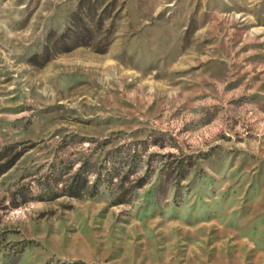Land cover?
Masks as SVG:
<instances>
[{
    "label": "rangeland",
    "instance_id": "obj_1",
    "mask_svg": "<svg viewBox=\"0 0 264 264\" xmlns=\"http://www.w3.org/2000/svg\"><path fill=\"white\" fill-rule=\"evenodd\" d=\"M0 264H264V0H0Z\"/></svg>",
    "mask_w": 264,
    "mask_h": 264
},
{
    "label": "trees",
    "instance_id": "obj_2",
    "mask_svg": "<svg viewBox=\"0 0 264 264\" xmlns=\"http://www.w3.org/2000/svg\"><path fill=\"white\" fill-rule=\"evenodd\" d=\"M133 153H135V152H133ZM91 167L92 166H89V164L86 163V162L82 163V165L78 168L76 173L71 177L73 179V181H74L73 184L77 183V181H80V180L85 181L87 179V177H88L87 175L89 173H91V171H92ZM117 171H118L117 168L113 167L112 171L108 170L106 172V174L103 175L101 170H98V172L96 173V181H98V183H99L101 178L105 177V180H103V181H109V183H110L113 180V177H114V175H115V173ZM61 176H62V174H58L57 175V174L51 173L48 176H41V177L37 178L35 183H36V185H38L41 188V190L46 189V191L44 192V194H45L47 191H50L49 190L50 186H56V185H58L59 183L62 182ZM47 188H48V190H47ZM96 188H97V186L94 183L91 186L92 191H90V195H93V192L96 190ZM72 189H75L76 192H74V193H79L78 192L79 191V187L78 186H76V188L74 187Z\"/></svg>",
    "mask_w": 264,
    "mask_h": 264
}]
</instances>
